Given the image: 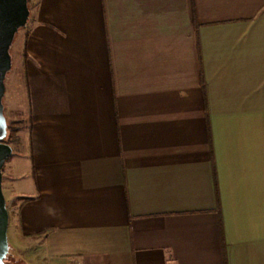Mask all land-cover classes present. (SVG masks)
<instances>
[{
  "label": "crops",
  "instance_id": "obj_1",
  "mask_svg": "<svg viewBox=\"0 0 264 264\" xmlns=\"http://www.w3.org/2000/svg\"><path fill=\"white\" fill-rule=\"evenodd\" d=\"M29 6L23 264H264V0Z\"/></svg>",
  "mask_w": 264,
  "mask_h": 264
},
{
  "label": "rangeland",
  "instance_id": "obj_2",
  "mask_svg": "<svg viewBox=\"0 0 264 264\" xmlns=\"http://www.w3.org/2000/svg\"><path fill=\"white\" fill-rule=\"evenodd\" d=\"M25 27L16 34L11 54L13 58L12 70L6 78V92L4 96V112L7 118L8 136L6 142L13 147L12 155L7 159L3 168V190L7 200L9 211V253L5 258L6 264H23L17 255V250L11 244H17L15 235L16 221V195L21 189H29V170L31 157L26 136L28 134L29 122L22 120L23 115L18 107L17 70L22 62L23 36Z\"/></svg>",
  "mask_w": 264,
  "mask_h": 264
},
{
  "label": "water",
  "instance_id": "obj_3",
  "mask_svg": "<svg viewBox=\"0 0 264 264\" xmlns=\"http://www.w3.org/2000/svg\"><path fill=\"white\" fill-rule=\"evenodd\" d=\"M29 0H0V264H6L9 253V211L3 190V168L13 153V147L5 140L8 123L4 112L6 78L12 70L11 49L16 34L26 27L30 17Z\"/></svg>",
  "mask_w": 264,
  "mask_h": 264
},
{
  "label": "trees",
  "instance_id": "obj_4",
  "mask_svg": "<svg viewBox=\"0 0 264 264\" xmlns=\"http://www.w3.org/2000/svg\"><path fill=\"white\" fill-rule=\"evenodd\" d=\"M29 2H30V0H29ZM24 55H27V53L25 52V50H24ZM8 129H10V127L8 126Z\"/></svg>",
  "mask_w": 264,
  "mask_h": 264
}]
</instances>
